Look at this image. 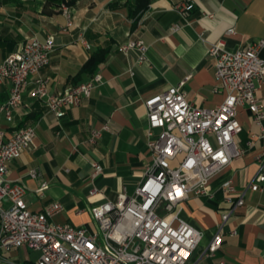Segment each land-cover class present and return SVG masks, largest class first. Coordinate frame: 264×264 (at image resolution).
<instances>
[{
  "label": "crops",
  "instance_id": "obj_1",
  "mask_svg": "<svg viewBox=\"0 0 264 264\" xmlns=\"http://www.w3.org/2000/svg\"><path fill=\"white\" fill-rule=\"evenodd\" d=\"M185 4L192 9L176 11ZM136 5L137 0H75L67 6L71 18L67 25L62 5L46 0H0V62L28 39L44 41L52 36L53 52L40 71L50 94H61L94 75L101 76L90 96L59 121L47 113L44 100L31 96L34 77H29L12 120H0L6 136L22 127L35 128L33 146L8 163L7 179L25 186L24 201L32 212L60 203L63 210L52 219L55 223L96 228L91 215L94 206L115 201L124 192L133 194L151 164L145 135L144 102L148 98L185 81L183 91L190 103L215 108L225 94L214 92L215 61L208 55V47L223 40L227 50L235 51L264 39V0H152L139 13ZM174 24L180 26L178 31H172ZM228 29L234 33L226 35ZM129 40L144 42L146 62L137 64L134 51L128 55L118 51ZM100 48L109 52L97 72L79 74L91 53ZM260 56L264 59V51ZM8 94L9 83L5 82L0 103ZM257 97L264 106V85ZM238 120L242 127L238 142L245 151L242 157L210 181L206 195H191L180 205L181 218L202 233L189 264H217L219 260L264 264V190L246 192L244 206L224 228L221 249L214 258L199 260L227 207L222 184L232 181L236 191L243 190L257 173L256 156L264 153L259 138L264 120L256 125L246 110ZM104 126L108 130L101 139L89 145L91 132ZM93 163L102 168L95 179L91 177ZM30 170L37 172L36 178L29 176ZM42 183L49 187L40 196L36 190ZM94 188L96 194L91 195ZM9 256L18 264H35L37 259L36 253L23 249Z\"/></svg>",
  "mask_w": 264,
  "mask_h": 264
},
{
  "label": "built area",
  "instance_id": "obj_2",
  "mask_svg": "<svg viewBox=\"0 0 264 264\" xmlns=\"http://www.w3.org/2000/svg\"><path fill=\"white\" fill-rule=\"evenodd\" d=\"M191 9V4L176 7L178 12ZM60 10L70 25L69 8L62 5ZM179 28L174 24L172 31ZM233 33V29L226 31V35ZM53 49L52 36L44 41L31 38L0 62V88L9 83L8 97L0 103V120H12L29 77H34L31 96L44 100L47 113L57 121L101 83V76L94 75L61 94H50L40 71L48 65ZM118 51L124 55L136 52L137 64L147 61V47L141 40H129ZM262 51L264 39L235 51L227 50L223 40L208 47V55L215 61L214 92L225 94L213 109L190 103L183 91L185 81L144 102L151 164L133 194L124 192L117 200L91 209L96 228L53 222L63 210L58 202L40 212L28 209L26 188L7 179V166L33 146L35 128L22 127L9 136L0 128V264H18L9 255L19 249L36 253L35 264H189L202 233L181 218L180 205L191 195H206L210 181L244 154L238 142L242 132L239 114L246 110L256 125L263 122L264 106L257 97L264 85ZM129 73L133 75L132 69ZM107 130L104 126L92 131L87 143L96 145ZM259 138L264 142V130ZM256 163L257 173L243 190L236 191L232 181L222 184L227 207L199 260L214 258L221 249L224 228L244 206L246 192L264 190V153L256 156ZM92 168L95 179L102 168L96 163ZM29 176L36 178L37 172L30 170ZM48 187L42 183L36 192L42 196ZM90 194L95 195L96 189ZM217 264L225 263L219 260Z\"/></svg>",
  "mask_w": 264,
  "mask_h": 264
},
{
  "label": "trees",
  "instance_id": "obj_3",
  "mask_svg": "<svg viewBox=\"0 0 264 264\" xmlns=\"http://www.w3.org/2000/svg\"><path fill=\"white\" fill-rule=\"evenodd\" d=\"M46 2L48 4H57L58 6H70L75 0H46ZM151 2L152 0H137L136 13L147 10ZM108 52L107 48H100L92 52L88 60L81 67L79 74H86L89 76L94 75L97 72L98 67L106 60Z\"/></svg>",
  "mask_w": 264,
  "mask_h": 264
}]
</instances>
